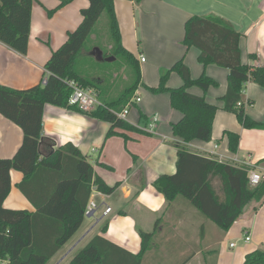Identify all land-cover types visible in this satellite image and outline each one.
Masks as SVG:
<instances>
[{"label": "crops", "instance_id": "crops-1", "mask_svg": "<svg viewBox=\"0 0 264 264\" xmlns=\"http://www.w3.org/2000/svg\"><path fill=\"white\" fill-rule=\"evenodd\" d=\"M60 1L33 0L25 54L0 41V84L24 89L41 81L45 63L52 52L66 41L68 32L78 27L82 21L81 10L89 5V0H71L58 7ZM113 4L121 43L125 33H129L141 43L142 52L147 54V59L144 58L143 61L140 60L142 52L136 58L139 67L140 62H147L143 69L140 68L141 78L137 88L145 89L146 98L143 103L140 101L138 110L144 114L146 111L153 112L152 115L157 120L153 122L152 118H146L147 122L140 128L137 126L140 119L135 115L136 121H127L142 132L126 130V139L120 135L106 137L110 126L108 122L64 107L45 104L42 136L54 141L55 145L44 140L40 144L42 156L49 157L55 149L70 142L87 157L97 176L109 185L120 182L111 194H94V199L96 195L99 197L97 209L84 217L78 230L45 264H69L75 253L98 234L137 253L141 248L140 231L152 233L140 264H242L240 258L244 261L245 254L250 251L239 248L227 253L230 256L228 262L226 260L221 263L219 259L215 261L216 256L225 251L221 244L230 236L231 230L225 231L218 227L182 196L178 195L172 201H167L153 182L160 175L175 172L176 144L218 161L239 166H242L240 161H246L254 171L264 176V128H244L235 114L222 108L223 101L220 98L227 89L228 70L215 64L203 66L198 61L199 50L194 46L187 48L183 44L184 24L190 16L217 15L241 32L239 47L242 62L264 66V0H251L249 4L244 0H114ZM52 9L49 13L48 10ZM102 15L103 13L95 27ZM249 54L256 57L252 59ZM182 57L192 78L205 72L217 81L216 86H210L206 91L197 86L187 88L188 92L202 95L218 107L213 118L211 140L207 142H183L174 136L171 123L176 122L182 113L168 106V93H152L147 89L156 86L160 73ZM166 84L178 87L182 84V79L177 72L171 71ZM242 102L245 103V112L252 119L264 122L263 87L247 81L242 91ZM159 117H162L161 121ZM151 123L153 127L148 129L147 125ZM225 131L239 135L234 152L228 148L229 140ZM22 139L21 128L0 114V158L13 157ZM92 154H97L94 161H90ZM50 175L54 177L55 174L42 170L30 185L29 190L37 202L47 200L53 186ZM10 180L11 188L3 206L36 212L35 204L18 187L23 174L11 169ZM218 184L217 178V186ZM217 193L222 196L220 189ZM128 202H133V205L147 213L130 216ZM110 204L119 213L113 218V223L108 225L105 219L112 211ZM106 206L110 207V211L104 213ZM105 224L108 226L103 232ZM113 225L119 228L118 232L111 228ZM233 225H238L244 236L249 235L248 242L253 241L250 245L252 250H264V198L261 202L251 201L247 204ZM257 227L261 229L259 234ZM52 233L53 229L44 225L38 226L35 232L38 240L46 242L52 238ZM116 233L120 234L115 235ZM244 236L238 240L247 242L243 239ZM231 243L235 245L230 246ZM237 246V240L229 243L231 249Z\"/></svg>", "mask_w": 264, "mask_h": 264}, {"label": "trees", "instance_id": "trees-1", "mask_svg": "<svg viewBox=\"0 0 264 264\" xmlns=\"http://www.w3.org/2000/svg\"><path fill=\"white\" fill-rule=\"evenodd\" d=\"M69 1L71 0H61L58 7ZM32 2L33 0H0V41L21 54L27 51ZM113 3L114 0H89V5L81 10V23L68 32L66 41L52 52L38 84L24 89L0 84V114L17 124L23 133L22 143L13 157L0 158V258L7 259L8 264H45L82 224L92 188L103 194H111L120 184L116 182L109 185L97 176L87 157L70 142L55 149L49 157L42 156L40 144L44 140L55 145L54 141L42 136L45 104L64 107L108 122L110 126L106 137L120 135L126 139V130L142 132L134 124L116 115L133 96L140 84L141 73L137 59L121 43ZM48 11L51 13L53 9ZM102 13L108 16V46L112 51L111 55L115 58L121 55L134 73L132 76L130 72L132 83L110 100L102 99V92L97 85L80 73L75 65ZM241 35V32L220 16L192 15L184 24L183 44L187 48L194 46L199 50L198 61L203 66L215 64L228 70L227 89L220 98L223 101L222 108L235 114L244 128H264V122L252 119L245 112V103L242 102V91L247 81H253L264 88V66L242 62L239 47ZM249 57L254 59L256 56L249 54ZM171 71L180 75V86H167ZM69 80L98 91L99 104L92 111L84 112L69 104L72 90L68 85ZM216 85L217 81L205 72L192 78L182 57L160 73L156 86L147 89L152 93H168L171 107L182 113L176 122L171 123L174 136L183 142H207L211 140L213 118L218 107L208 102L204 96L188 92L187 88L197 86L206 91L210 86ZM142 116L140 113L139 119ZM225 134L229 140V150L236 151L239 135L231 131H225ZM176 147L175 172L160 175L153 182L167 201H172L178 195L182 196L203 216L227 231L247 204L263 200L264 178L258 184L250 185L251 167L218 161L190 152L179 144ZM11 169L23 174L18 187L35 204L36 212L3 206L11 188ZM42 170L54 172L55 175H50L53 186L46 202H37L29 188ZM214 178L219 179L222 196L215 190L212 183ZM43 225L53 229L52 238L47 242L38 240L35 234L37 227ZM104 230L106 224L102 227L103 232ZM139 235L141 248L137 253L113 243L104 235H95L75 253L69 264H140L152 233L140 231ZM243 263L264 264V250L247 252Z\"/></svg>", "mask_w": 264, "mask_h": 264}, {"label": "rangeland", "instance_id": "rangeland-1", "mask_svg": "<svg viewBox=\"0 0 264 264\" xmlns=\"http://www.w3.org/2000/svg\"><path fill=\"white\" fill-rule=\"evenodd\" d=\"M250 1L251 0H244L246 4H249ZM107 24H108V16L106 15V13H103L102 19H100L98 25L94 28L93 33L90 35L89 39L87 40L84 48L80 51V54L78 55L75 65H76L77 70L80 71V73H82L84 76L91 79L92 82H94L97 85L98 90L102 92L101 98L110 100L120 95L121 92L132 83L133 81L132 76H134V73H133V68L126 63L125 59L121 55H117L115 60L113 61H106V60L98 61L95 59V57L91 55V51L94 47H99L103 52V56H110L112 54V51L108 46L109 33L107 31ZM263 27L264 26H262V28ZM124 38H125V41H124ZM122 44L130 53H132V55L135 58H137V55H139V53L142 52L143 50L141 43H138V40L132 38V36L129 33H125L124 37H122ZM151 49H153V47H151ZM142 53H143L144 58L147 59V54L145 52H142ZM111 56H114V55H111ZM145 63L147 62H143V63L140 62V68L143 69V67H145ZM130 72L132 73V76ZM93 90L96 91L95 89ZM135 94L140 97L141 99L140 101H142L143 103L146 98L145 89L137 88V90H135V92L133 93V96ZM167 101H168V106H170L171 109H175L171 107L170 99L168 95H167ZM138 105L140 106L141 103L138 102L135 105L129 106V113L127 115L126 120L136 121L135 115L136 116L138 115L139 117L141 113L143 116L137 123V126L142 128L143 125L147 122L146 118H148L149 120L150 118H152L153 112L146 111L144 114L143 112L138 110ZM161 118L162 117H159L160 121L162 120ZM96 156L97 154H92L90 161H94ZM117 170L118 168H116V171ZM212 182L215 185L214 186L215 190L219 191V184L217 186V178H214ZM94 200L96 202H99V197L96 195ZM115 203L116 201L113 202L114 205ZM110 206H111L112 211L106 216L105 220L107 224L113 223V218L118 216V213H119L118 210H116L115 206H112V204H110ZM127 210H128L129 215L132 217L139 216L141 213H147V211L143 209H139L137 208V206L133 205V202H128ZM107 226H106V230H107ZM111 228L114 231L118 232L119 228L117 226L113 225L111 226ZM229 230H231L230 236L227 237L224 243L222 242L221 244V246L225 248V251L221 253L219 256H216L215 258L216 262L218 261V259L221 263L225 262L226 260L228 262L230 256L228 257L227 253L236 251L237 248H239L242 251H251L253 249L252 246H250L253 241L243 242V240H241L242 237L244 236V232L238 227V225L232 224L227 231ZM260 231H261L260 227H257V234H259ZM118 234L120 233H116L115 235H118ZM126 236L129 237V235H126ZM112 237H115V236H112ZM238 238H241V239L238 240ZM233 240L234 241L237 240L238 246L231 249L229 248V243ZM240 261L242 264H244L242 258H240Z\"/></svg>", "mask_w": 264, "mask_h": 264}, {"label": "built area", "instance_id": "built-area-1", "mask_svg": "<svg viewBox=\"0 0 264 264\" xmlns=\"http://www.w3.org/2000/svg\"><path fill=\"white\" fill-rule=\"evenodd\" d=\"M140 60L143 61L144 57L141 55ZM45 82V80H42ZM68 85L71 87V94L69 96L68 102L69 104L77 106L79 109H81L84 112H90L92 111L98 104V99H97V93L94 91L92 88H85L81 86L78 82L74 80H69ZM140 97L138 95H134L130 98V100L127 102V104L122 108V110L116 115L121 118L126 120L127 115L129 113V106L130 105H135L136 103L140 102ZM153 122L157 120L156 116H153L151 119ZM153 124L147 125L148 129H152ZM216 147V146H215ZM236 161H239L235 159ZM242 166H247L250 167L249 164L246 161H240ZM264 176L259 174L258 172L254 171L252 168L249 171V183L250 185L254 186L258 184L261 179H263ZM98 193V191L95 190V188H92V192L90 194V198L86 204L84 215L88 216L93 214V212L97 209L98 204L94 200V194ZM110 211V207L106 206L104 209V213H107ZM245 241L249 240V235L245 234L244 238ZM235 243H231L230 246H234ZM0 264H8L7 259H2L0 258Z\"/></svg>", "mask_w": 264, "mask_h": 264}, {"label": "water", "instance_id": "water-1", "mask_svg": "<svg viewBox=\"0 0 264 264\" xmlns=\"http://www.w3.org/2000/svg\"><path fill=\"white\" fill-rule=\"evenodd\" d=\"M91 55L93 57H95L96 60L98 61H102V60H106V61H113L115 60V56H103V52L99 47H94L91 51Z\"/></svg>", "mask_w": 264, "mask_h": 264}]
</instances>
